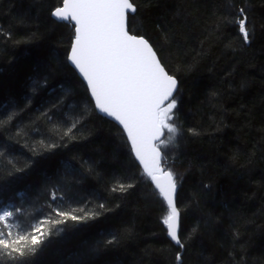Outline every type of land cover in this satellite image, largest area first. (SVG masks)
Returning a JSON list of instances; mask_svg holds the SVG:
<instances>
[{
  "label": "trees",
  "instance_id": "trees-1",
  "mask_svg": "<svg viewBox=\"0 0 264 264\" xmlns=\"http://www.w3.org/2000/svg\"><path fill=\"white\" fill-rule=\"evenodd\" d=\"M132 2L131 29L179 81L180 132L161 148L184 248L125 133L67 60L73 24L51 14L61 0H0V211H14V235L49 221L35 252H0V264H177V252L181 264H264V0ZM241 8L247 44L229 24ZM53 209L88 218L57 224Z\"/></svg>",
  "mask_w": 264,
  "mask_h": 264
},
{
  "label": "snow or ice",
  "instance_id": "snow-or-ice-1",
  "mask_svg": "<svg viewBox=\"0 0 264 264\" xmlns=\"http://www.w3.org/2000/svg\"><path fill=\"white\" fill-rule=\"evenodd\" d=\"M61 5L51 14L58 20L73 22L74 39L67 60L86 82L95 108L122 125L136 160L143 166L142 174L166 202V215L162 217L166 234L183 249L181 211L176 202L178 180L176 173L164 166L161 148L172 144L180 132L174 122L178 79L167 70L152 44L131 29L129 18L137 11L132 0H61ZM229 24L238 29L245 44L251 41L253 33L243 8ZM130 187L131 184H121L118 190L126 191ZM52 199H57L55 192ZM53 211L58 217L54 221L57 224L67 219L88 218L75 215L76 210ZM14 214L6 209L0 211V224L8 229L0 231V252L23 257L26 250L35 252L36 246L42 244L47 233L41 231V224L49 221L35 225L34 233L14 235L13 225L9 223ZM176 261L181 264L180 252Z\"/></svg>",
  "mask_w": 264,
  "mask_h": 264
},
{
  "label": "water",
  "instance_id": "water-1",
  "mask_svg": "<svg viewBox=\"0 0 264 264\" xmlns=\"http://www.w3.org/2000/svg\"><path fill=\"white\" fill-rule=\"evenodd\" d=\"M136 9H137V7H136ZM137 12V11H136ZM136 14V13H135ZM135 14H133V15H135ZM56 20H58L56 17H54ZM66 22H68V21H66ZM72 24H73V22H71ZM155 50V49H154ZM70 63V62H69ZM71 65V64H70ZM72 66V65H71ZM73 67V66H72ZM74 68V67H73ZM76 72L78 73V71L76 70ZM78 75H79V73H78ZM80 76V75H79ZM80 78L82 79V77L80 76ZM83 80V79H82ZM84 82V81H83ZM179 82V81H178ZM85 84H86V82H84ZM89 93H90V91H89ZM90 96H91V94H90ZM91 99L93 100V102H94V104H95V101H94V98H92L91 97ZM98 111V110H97ZM99 112V111H98ZM100 113V112H99ZM101 115H103V116H105V117H107L106 115H104L103 113H100ZM109 120H111V121H113L115 124H117L122 130H123V127H122V125H120L117 121H115L113 118H110V117H107ZM124 131V130H123ZM124 133L126 134V132L124 131ZM126 137H127V134H126ZM164 137H162V139H163ZM129 144H130V141H129ZM130 146H131V144H130ZM134 154V153H133ZM162 156H163V154H162ZM134 157H135V155H134ZM136 159V158H135ZM137 162H138V164H139V161L138 160H136ZM140 165V164H139ZM140 167L142 168V170H143V166L142 165H140ZM177 195H178V187H177V193H176V202H177ZM174 243V242H173Z\"/></svg>",
  "mask_w": 264,
  "mask_h": 264
},
{
  "label": "bare ground",
  "instance_id": "bare-ground-1",
  "mask_svg": "<svg viewBox=\"0 0 264 264\" xmlns=\"http://www.w3.org/2000/svg\"><path fill=\"white\" fill-rule=\"evenodd\" d=\"M177 246V245H176Z\"/></svg>",
  "mask_w": 264,
  "mask_h": 264
}]
</instances>
